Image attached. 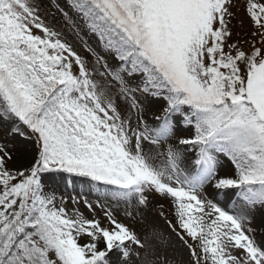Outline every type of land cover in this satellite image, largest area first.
I'll return each instance as SVG.
<instances>
[{
	"label": "snow or ice",
	"instance_id": "1",
	"mask_svg": "<svg viewBox=\"0 0 264 264\" xmlns=\"http://www.w3.org/2000/svg\"><path fill=\"white\" fill-rule=\"evenodd\" d=\"M67 4L74 15L56 0H0V128L32 144L17 167L0 143V264H172L158 228L141 234L115 211L151 195L175 207L168 224L191 264H264V232L248 215L264 212V3L249 0L243 45L231 42L236 0ZM65 28L94 36L114 66L86 42L93 59L79 54ZM147 104L159 105L154 126ZM51 173L103 187L83 200L91 218L69 212ZM207 186L231 190L236 214Z\"/></svg>",
	"mask_w": 264,
	"mask_h": 264
},
{
	"label": "rangeland",
	"instance_id": "2",
	"mask_svg": "<svg viewBox=\"0 0 264 264\" xmlns=\"http://www.w3.org/2000/svg\"><path fill=\"white\" fill-rule=\"evenodd\" d=\"M65 11L69 12V15H74L71 9L68 7L67 0H56ZM255 3H264V0H251ZM238 4V9H234L236 15L231 22L232 31V41L234 43L244 44V41L249 39L252 32L255 30L253 22L250 20L249 15L246 13V7L249 0H236ZM52 12L56 13L55 21L58 22V27H63L62 16L55 8L51 9ZM47 19L52 20L49 16ZM66 38L76 51L82 56L87 57L92 60V56L85 50V42L96 50L101 56L105 57L110 64L114 66L115 62L112 60L111 56L105 53L99 42L94 36L89 35L87 32H81L80 37H77L74 33H71L64 29ZM143 103V101H142ZM146 110L143 113V119L147 121L150 126H154L156 121L154 120V113H158V104H147L145 106ZM133 125L136 123V116H132ZM177 135H184L183 131H178ZM7 141L12 147L14 156L16 159V166H27V163L23 164L19 162V153L23 150H28L32 153V144L30 141H26L23 137L13 138L6 128H0V143ZM232 172V165L224 158H221V164L219 168V175L226 176L230 175ZM46 183L48 187L55 191L58 196H63L67 201V207L69 212L73 208H78L80 212L89 218L92 217V213L83 203L84 199L89 202H95L99 198L100 193L103 191V187L97 188L95 185L88 186L81 182L78 178L73 180L72 178H67L66 174L63 173H51L46 174ZM206 193L208 198L214 203L218 204L220 207L225 208V210L230 211V214H236L233 211L234 208H238V202L235 200L234 194L231 190H216L211 186L206 187ZM78 200L80 203L78 205H73L72 200ZM148 206L141 208H128L126 205L121 204L119 208H116V214L119 219L125 223L131 224L136 228L138 232L143 234L145 231L151 230L153 227L158 228L163 234L166 244L164 246L165 254L172 264H191V255L189 249L180 241L178 236L171 230L168 221L172 224L176 223L175 207L170 203V199H163L156 195H151L149 197ZM163 205V207H161ZM133 211L135 219L132 220L124 215L125 209ZM163 213V215H161ZM251 219L250 227L256 229V235L259 238L261 232H264V212L257 209L253 212L248 213ZM96 218L103 219L101 209H96ZM83 242V241H82Z\"/></svg>",
	"mask_w": 264,
	"mask_h": 264
},
{
	"label": "bare ground",
	"instance_id": "3",
	"mask_svg": "<svg viewBox=\"0 0 264 264\" xmlns=\"http://www.w3.org/2000/svg\"><path fill=\"white\" fill-rule=\"evenodd\" d=\"M31 158H32V153L26 149L19 153V162H22L23 164L27 163L26 161H29V159Z\"/></svg>",
	"mask_w": 264,
	"mask_h": 264
}]
</instances>
